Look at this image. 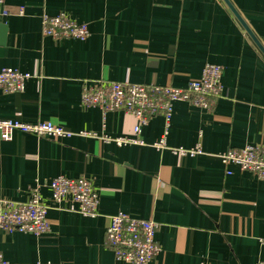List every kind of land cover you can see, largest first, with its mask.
I'll list each match as a JSON object with an SVG mask.
<instances>
[{
  "label": "crops",
  "instance_id": "0c3cea01",
  "mask_svg": "<svg viewBox=\"0 0 264 264\" xmlns=\"http://www.w3.org/2000/svg\"><path fill=\"white\" fill-rule=\"evenodd\" d=\"M5 0L0 6V71L29 73L21 93L0 90V120L50 121L71 136L15 132L0 137V210L23 203L32 187L51 207L42 236L0 229V255L11 264H129L105 243L111 218L125 213L159 224V255L150 264H256L264 261V180L217 156L264 146V0ZM64 14L88 27L85 41L42 34L43 16ZM206 64L223 69V93L210 112L174 104L167 148L157 115L132 138L136 119L103 116L81 103L94 81L186 88ZM89 134V135H88ZM202 149L194 157L170 149ZM230 172V174H228ZM89 179L98 216L84 217L70 198L55 206L53 179Z\"/></svg>",
  "mask_w": 264,
  "mask_h": 264
},
{
  "label": "built area",
  "instance_id": "2783aa9c",
  "mask_svg": "<svg viewBox=\"0 0 264 264\" xmlns=\"http://www.w3.org/2000/svg\"><path fill=\"white\" fill-rule=\"evenodd\" d=\"M4 3L5 0H0V6ZM42 34L54 40L85 41L90 37L86 25L78 24L64 14L43 16ZM31 78L32 75L29 73H22L12 68L2 69L0 90L6 94L21 93ZM222 79V67L206 64L200 79L192 81L186 88L94 81L83 87L81 103L85 107L99 108L104 118L109 112L123 111L136 119L134 137L110 138L105 136L102 138L106 143L113 142L118 146L145 145L140 136L143 127L148 125L155 116L163 115L167 122L166 131L154 146L164 149L167 148L166 137L173 116L174 104L186 102L196 108L212 111L217 101L222 98ZM17 131L55 139L71 136L63 127L50 121L29 124L14 120H0L2 140L11 141ZM170 150L175 154L190 157L203 153L199 145L193 149L174 148ZM217 157L226 165H234L242 172L253 173L259 179L264 180V146H247L240 150L229 149ZM42 187L43 185L40 184L32 187L30 198L26 202L3 201L1 203V230L8 233L18 231L38 237L50 231L47 214L51 207L44 201L41 194ZM49 188L55 206L61 205L70 198L78 205V212L84 217L98 216L99 198L89 179H69L59 176L51 181ZM158 228L159 224L152 220L134 219L125 213H119L111 218V224L105 235V243L112 249L118 261L129 264H150L160 253V246L156 241ZM261 242L264 243V239ZM0 264L11 263L0 255ZM256 264H264V261Z\"/></svg>",
  "mask_w": 264,
  "mask_h": 264
},
{
  "label": "water",
  "instance_id": "95a60500",
  "mask_svg": "<svg viewBox=\"0 0 264 264\" xmlns=\"http://www.w3.org/2000/svg\"><path fill=\"white\" fill-rule=\"evenodd\" d=\"M225 3L227 4V6L230 8V10L233 12V14L236 16V18L239 20V22L241 23V25L244 27V29L251 35V37L254 39V41L256 42V44L258 45L259 48L263 49V47L261 46V44L258 42V40L252 35L251 32H249L247 26L245 25L244 21L241 19V17L239 16V14L236 12V10L233 8V6L231 5V3L228 0H224Z\"/></svg>",
  "mask_w": 264,
  "mask_h": 264
}]
</instances>
